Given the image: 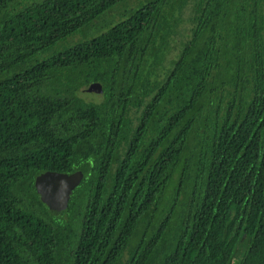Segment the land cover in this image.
Here are the masks:
<instances>
[{"label":"trees","instance_id":"16d2710c","mask_svg":"<svg viewBox=\"0 0 264 264\" xmlns=\"http://www.w3.org/2000/svg\"><path fill=\"white\" fill-rule=\"evenodd\" d=\"M18 1L0 0V264H264V0ZM48 171L84 174L59 216Z\"/></svg>","mask_w":264,"mask_h":264},{"label":"water","instance_id":"95a60500","mask_svg":"<svg viewBox=\"0 0 264 264\" xmlns=\"http://www.w3.org/2000/svg\"><path fill=\"white\" fill-rule=\"evenodd\" d=\"M95 86L98 87V98L101 100L103 98L101 86ZM83 177L82 171L74 174L48 171L36 179L35 185L42 202L54 216H59L67 210L73 191L80 185Z\"/></svg>","mask_w":264,"mask_h":264},{"label":"rangeland","instance_id":"374dc122","mask_svg":"<svg viewBox=\"0 0 264 264\" xmlns=\"http://www.w3.org/2000/svg\"><path fill=\"white\" fill-rule=\"evenodd\" d=\"M18 3L20 4L19 7H21L23 5H29L33 3V0H19ZM137 4H138L137 2H129L127 4H122V5L117 6L115 9L109 12L102 20L98 21L95 24V27H93L91 30H88L86 36L77 35L71 38L66 44H61L58 49H62L64 45L66 46L74 45L85 38L92 37L96 33L103 32L105 30L104 26L106 24L117 23L123 17V15L125 14L127 10L134 8ZM189 13H190V10H187L185 14V18L189 16ZM183 35H184L183 27H180L179 33L171 37L170 45H169V55L167 57L166 67H169L171 59L177 55L181 47V42L182 40H184ZM80 96L88 101H97L99 100L98 87H96L95 85L94 86L92 85L87 88H84L80 92Z\"/></svg>","mask_w":264,"mask_h":264}]
</instances>
